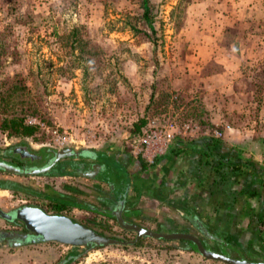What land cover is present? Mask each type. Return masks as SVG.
Masks as SVG:
<instances>
[{
	"label": "rangeland",
	"instance_id": "rangeland-1",
	"mask_svg": "<svg viewBox=\"0 0 264 264\" xmlns=\"http://www.w3.org/2000/svg\"><path fill=\"white\" fill-rule=\"evenodd\" d=\"M149 1L156 35L140 28L151 40L129 28L132 18L141 14L137 0H0V91L26 85L25 102L37 110L25 118L28 124H38L35 136L24 139L27 147L33 152L135 155L133 146L141 148V130L148 124L155 122L153 132V126H179L191 115L205 120L200 124L204 127L229 126L235 137L222 139L241 143L245 154L264 166V0H258L262 5L256 12L241 9V0ZM153 83L165 93L175 91L166 108L159 105L155 113L147 111ZM141 118L146 124L136 132L133 125ZM18 142L0 132V149ZM76 179L35 176L27 181L45 197L66 194L102 210L97 201L101 195L77 185ZM84 180L108 190L100 182ZM183 191L174 190L170 198ZM40 197L33 202L54 214L53 202ZM0 199L6 208L16 204L3 192ZM139 205L144 207L139 223L145 229L157 230L164 213L177 218L161 204L143 200ZM63 209L67 217L104 236L135 240V233L123 231L109 214ZM251 231L256 239L250 241L264 247V222L250 227L245 219L231 227L241 245ZM3 247L0 264H222L150 238L91 246L69 261L63 259L71 247L59 242ZM222 255L251 261L230 250Z\"/></svg>",
	"mask_w": 264,
	"mask_h": 264
},
{
	"label": "trees",
	"instance_id": "trees-1",
	"mask_svg": "<svg viewBox=\"0 0 264 264\" xmlns=\"http://www.w3.org/2000/svg\"><path fill=\"white\" fill-rule=\"evenodd\" d=\"M149 2V0H137L141 14L138 17L132 18V22H129L128 25L130 30L135 34L145 33L147 38L151 40V36L140 28V25H143L150 31L151 35H156ZM173 79L176 80L175 78ZM151 89L152 92L147 111L153 110L154 113L157 111L159 105L166 108L168 99L172 98L173 93L175 94V91L171 94L161 91L157 87V83H153ZM182 91L183 89L179 94ZM28 92L29 89L26 85L13 87L7 92L0 91V132L6 138L20 141L16 145L21 143L26 144L24 139L33 138L38 129L37 126L25 122L26 116L37 114L36 108L31 103L25 102L27 101V99L25 100V96ZM18 100H22L24 103L18 104ZM190 116L187 117L189 118L187 122L205 125V120L202 118L191 119ZM209 116L212 118L213 113H209ZM145 124L146 120L141 118L133 127L136 132H139ZM255 139L253 138L251 143L254 144L256 142ZM168 146L167 155L172 159L179 156L183 157L187 153L193 154L192 163L194 166L188 168L183 174L186 178H192L197 189L196 193L169 199L171 192L167 188L160 187L159 181L152 173V167L157 164L160 157L156 158L155 162L150 165L140 155L126 152L122 158L127 159L121 160L122 158L119 159L118 156H113V154L105 150L89 151L91 154H95L96 162L93 163V167L96 166L98 169L93 174H96V180L94 181L104 184L108 187V190L105 191L103 188H97L92 184L86 185V188L92 192H98L101 195L100 200L103 198L108 204L112 203L113 200L118 201L119 204L122 203L123 217L130 224L145 228L143 224L139 223L140 220L142 221V210L137 208V203L141 197H150L161 203L169 202L168 208L177 216V218H172L170 215L162 214L163 220L158 224V229L154 232H191L201 239L211 237L218 247L221 246L222 248L224 246L226 249L239 248L241 244L236 242L235 236L231 233V227L234 223L236 221L240 222L243 218L249 220L250 227L253 223L264 222V166L253 160L251 156H247L241 147V143L228 142L222 138L200 136L194 139H181L175 137ZM82 152L83 156L91 155L87 150H82ZM129 159L134 160V166H128L127 161ZM71 175H78V172ZM26 179V177L24 179L22 177L13 178L8 175L2 178L0 187L14 193L20 191V188L25 193H38V191L28 185ZM70 191L76 192L77 189L70 188ZM200 191L202 195L199 207L210 205L213 210L220 211L224 215V220L222 221V227L224 228L221 230H216L215 222L208 217H202L204 212L198 211L193 198L195 195L198 196ZM111 193L114 194L113 200L111 199ZM38 194L45 197L44 194ZM64 199L49 200L63 203V206L56 208V211H61L67 206L90 212L98 211L109 214L103 208L102 210L95 209L74 196L68 195ZM232 214L234 215L233 218L231 217V219L227 220V216ZM240 218L242 219L239 220ZM114 220H116L115 216ZM254 231L250 232L252 236H254ZM97 233L102 235V233ZM146 238H140L137 242ZM152 240L163 242L169 249L198 253L196 245L190 241ZM247 243L248 246H251L253 241L249 240ZM70 247L71 250L64 257V261L77 259L84 255L91 246ZM240 255L244 256L241 253Z\"/></svg>",
	"mask_w": 264,
	"mask_h": 264
},
{
	"label": "flooded vegetation",
	"instance_id": "flooded-vegetation-1",
	"mask_svg": "<svg viewBox=\"0 0 264 264\" xmlns=\"http://www.w3.org/2000/svg\"><path fill=\"white\" fill-rule=\"evenodd\" d=\"M62 151V150H61ZM88 152H90L89 150H87ZM73 153H79L78 156H65L63 158H61L57 163H55L48 171H46L45 173L39 174V175H35V176H50V177H54V178H70V177H76V184L77 185H81L82 187L86 188V185H91L89 184L87 181H85L84 179H88V180H96V174H94V172L98 171V169L95 167H93V163L96 162L95 159V154H90L89 156H83V152L79 151H72ZM56 154V152L51 151V150H38L37 152H33L30 150L29 147H27V144H14L9 148H4V149H0V162L12 165L14 167H17L20 170H29V169H34V168H41V167H45L49 164V162L51 161V159L54 157V155ZM92 166V168H91ZM63 172V174H62ZM78 172V175H71V174H75ZM62 174V175H61ZM12 176L13 178H19L22 177L23 179L29 178V177H35V176H25V175H17V174H11V173H7L5 171H2L0 169V184H2V178L6 177V176ZM82 179V180H80ZM26 182L28 183L29 186L34 188L33 182H28L26 179ZM20 183V182H17ZM26 183V184H27ZM64 187H67L68 184H64ZM80 186V187H81ZM36 191H38V189L35 187L34 188ZM20 191H16L15 193L13 191H10L8 189H3L0 187V192H3L6 195H10L11 198H15L16 200V204L13 206L12 204H9V208H6L5 206H3V204L1 203V199H0V210H2L5 214L9 215V216H14L18 211H23V210H28V209H39L42 210L44 213L49 214V215H61V216H65L67 217L65 214H63V212L65 211V209H62L61 211H55L54 214H50L48 212H46L44 209H42L40 206L37 205L38 202H33V197H37V198H41L39 196V194L36 193H25L22 191V189H19ZM69 190V188H68ZM30 194V195H29ZM35 194V195H34ZM112 195V200L114 199V194L111 193ZM65 196H68L66 194H60L59 196H57L55 199L52 198H47L43 197L44 199H46L47 201H51L49 199L52 200H65ZM20 199V200H19ZM100 198H97V201L100 202V204L104 205L103 209H105L106 212H109V214L111 216H113L114 218V213L116 212V209H108L109 207L107 205H109L108 203H106L103 198L102 200H100ZM14 201V200H13ZM55 201H51L53 202V206L58 208L63 206V203L61 204L60 202H55ZM114 201V200H113ZM112 201V202H113ZM122 203L119 204V208L121 206V216H122ZM65 208H67V206H65ZM77 209V208H75ZM80 210V209H78ZM107 214V213H106ZM69 218V217H67ZM122 218L125 220V218L122 216ZM71 219V218H69ZM73 222L81 224L79 222L74 221L73 219H71ZM0 221L3 222V225L0 224V248H4L3 246H6L7 248H12V247H19L16 246L17 241L16 240H12L8 237H2V234H20V235H29V234H33V232L29 231L28 229L25 228L24 223L17 220L16 218H11L10 220H8L7 218H1L0 217ZM82 225V224H81ZM85 226V225H84ZM9 227V228H8ZM87 227V226H86ZM89 228V227H88ZM91 229V228H90ZM180 233V232H179ZM189 234H192L191 232ZM194 235V234H193ZM196 236V235H195ZM255 236V235H254ZM253 236V238H251L253 241H255V237ZM198 237V236H196ZM199 238V237H198ZM199 240L201 241L202 245L210 250V251H214L216 253L222 254V252L224 250H230V251H234L235 253L239 254H243L244 256H249L251 258L252 263H262L264 264V247L260 246L256 243H252L251 246H248L247 242H244L243 245L239 246V248H228L226 249V247L221 246L218 247L217 244L214 242V240H212V238H199ZM122 241V240H120ZM39 243H44V242H38V243H27L24 242L23 245L25 244H39ZM2 244V245H1ZM21 245V246H23Z\"/></svg>",
	"mask_w": 264,
	"mask_h": 264
},
{
	"label": "water",
	"instance_id": "water-1",
	"mask_svg": "<svg viewBox=\"0 0 264 264\" xmlns=\"http://www.w3.org/2000/svg\"><path fill=\"white\" fill-rule=\"evenodd\" d=\"M78 156L79 153H73L70 150H62L56 152L49 164L45 167L34 168L29 170H20L12 165L0 162V169L7 173L19 174L25 176H35L48 171L55 163L65 156ZM114 213L118 226L126 231H132L135 233V240L130 242H123L118 239L107 237L91 230L90 228L75 223L71 219L61 215H49L39 209H28L18 211L13 217L5 214L0 210V217L16 218L24 223V226L33 234L20 235V234H2V237H8L12 240H16V246H21L24 242L38 243V242H59L69 246H112V245H126L137 242L140 238L147 237L150 239H164V240H185L190 241L196 245L198 254L203 258L220 262L222 264H262L252 263L243 260H235L226 257L222 254L216 253L206 249L198 237L189 233H156L152 230L142 228L140 226L130 224L126 222L121 216V206Z\"/></svg>",
	"mask_w": 264,
	"mask_h": 264
},
{
	"label": "crops",
	"instance_id": "crops-1",
	"mask_svg": "<svg viewBox=\"0 0 264 264\" xmlns=\"http://www.w3.org/2000/svg\"><path fill=\"white\" fill-rule=\"evenodd\" d=\"M249 1L251 2L252 0H249ZM247 2H248L247 0H241V5L243 6L241 9H247L248 8L250 11L256 12V11H258L259 7L262 5V3L258 2V0L253 1L255 3H252V2L247 3ZM227 73L230 74L232 72L227 69ZM214 125H218V124H214ZM230 132H231L230 129L225 130L223 137L226 136V139H228L227 137H229V136H231V138H232V136L235 137V135L230 133ZM130 153H131V151H130ZM116 154H114V155L116 156ZM167 154H168V148H167L166 153L159 158V161L157 162V164L153 165V167H152V173L155 176V178L159 181L160 187L167 188L169 192H173L176 189H183L184 191L181 194H179L181 196L182 195L184 196L185 194H186V196H189V195H191L190 193H196L197 189L194 185L192 178L191 177L186 178L183 174V172H185L188 168H192L194 166V164L192 163L193 154L187 153L183 157L179 156L175 159L168 157ZM120 157H121V155H119L118 158L121 159L122 157L121 158ZM126 159L127 158H125V159L122 158L121 160H126ZM127 164H128V166H134L135 163H134V160L129 159V161H127ZM96 187L101 188L98 185ZM81 191H83V190H81ZM201 195H202V193L200 191V193H198V196L195 195L193 198L194 202H196V206H197L198 211L199 212L203 211L204 213H203L202 217L210 218L212 221L215 222L216 230H221L222 228H224V227H222L223 226L222 221L224 220L223 219L224 215L220 211L213 210L210 205L199 207V201H200ZM170 197H171V195L169 196V199H171ZM143 200H146L150 204H156L158 206H160V204H161V206H164L166 208H168V206H169V202L161 203V202H159L155 199H152L150 197H141L137 203V208H139L141 210L144 207L140 206L139 202H141ZM103 206L104 205L102 204V208H103ZM107 206L109 207L108 209H110V210L113 208H114V210L115 209L117 210L119 208V203H118V201L114 200V202L110 203ZM105 209L106 208H104V210ZM153 210H155V209H153ZM122 216H123V212H122ZM233 216H234L233 214L230 216L228 215L227 220L231 219V217L233 218ZM241 219L242 218H240L239 220H241ZM243 220H245V219L243 218L241 221H243ZM179 222H181V221L179 220ZM251 235H252L251 233L249 236H248V234H246L244 239H247L246 241L248 242L252 238ZM188 253H192V252H188Z\"/></svg>",
	"mask_w": 264,
	"mask_h": 264
},
{
	"label": "built area",
	"instance_id": "built-area-1",
	"mask_svg": "<svg viewBox=\"0 0 264 264\" xmlns=\"http://www.w3.org/2000/svg\"><path fill=\"white\" fill-rule=\"evenodd\" d=\"M31 125H38L35 120L29 122ZM151 124L141 130V148L138 145L133 146L134 154L140 155L148 164L152 165L156 158L161 157L167 151L169 143L175 138L194 139L200 136H210L214 138H222L225 130H229L227 126L225 129L215 127H204L198 123L184 122L179 126L156 127L155 131H150Z\"/></svg>",
	"mask_w": 264,
	"mask_h": 264
}]
</instances>
